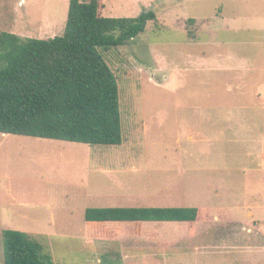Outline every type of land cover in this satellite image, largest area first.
I'll return each instance as SVG.
<instances>
[{
    "label": "rangeland",
    "instance_id": "rangeland-1",
    "mask_svg": "<svg viewBox=\"0 0 264 264\" xmlns=\"http://www.w3.org/2000/svg\"><path fill=\"white\" fill-rule=\"evenodd\" d=\"M68 4L0 0V32L61 35ZM100 4L106 17L156 16L128 44L101 49L117 77L122 143L0 133V264L3 229L33 235L53 264H264V0ZM114 206L215 217L84 220L87 207Z\"/></svg>",
    "mask_w": 264,
    "mask_h": 264
},
{
    "label": "trees",
    "instance_id": "trees-1",
    "mask_svg": "<svg viewBox=\"0 0 264 264\" xmlns=\"http://www.w3.org/2000/svg\"><path fill=\"white\" fill-rule=\"evenodd\" d=\"M100 9V0H69L63 33L49 39L0 32L1 134L87 145L122 143L117 77L101 49L128 44L156 16L149 10L136 17H106ZM209 217V210L201 207L114 206L84 211V220L93 227ZM1 235L4 264H53L33 235L17 229H3Z\"/></svg>",
    "mask_w": 264,
    "mask_h": 264
},
{
    "label": "crops",
    "instance_id": "crops-1",
    "mask_svg": "<svg viewBox=\"0 0 264 264\" xmlns=\"http://www.w3.org/2000/svg\"><path fill=\"white\" fill-rule=\"evenodd\" d=\"M4 135H7V134H2L1 135V138L4 136ZM11 135V134H10ZM2 141H1V139H0V143H1ZM150 207V206H149ZM152 207H157V206H152ZM161 207H166V206H161ZM209 213H210V217L209 218H214L215 216H214V214H213V212H211V211H209ZM195 222H199V221H195ZM195 222H188V223H195Z\"/></svg>",
    "mask_w": 264,
    "mask_h": 264
}]
</instances>
